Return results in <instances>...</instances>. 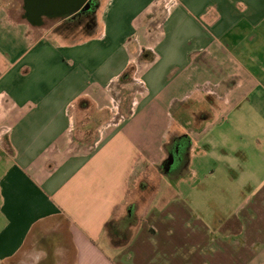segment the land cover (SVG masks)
Returning a JSON list of instances; mask_svg holds the SVG:
<instances>
[{"label": "crops", "instance_id": "1", "mask_svg": "<svg viewBox=\"0 0 264 264\" xmlns=\"http://www.w3.org/2000/svg\"><path fill=\"white\" fill-rule=\"evenodd\" d=\"M12 3L0 264H264V0H98L80 36Z\"/></svg>", "mask_w": 264, "mask_h": 264}, {"label": "water", "instance_id": "2", "mask_svg": "<svg viewBox=\"0 0 264 264\" xmlns=\"http://www.w3.org/2000/svg\"><path fill=\"white\" fill-rule=\"evenodd\" d=\"M24 5L27 17L39 23L42 17L69 18L90 3V0H26ZM177 154H169L168 164L176 167Z\"/></svg>", "mask_w": 264, "mask_h": 264}, {"label": "rangeland", "instance_id": "3", "mask_svg": "<svg viewBox=\"0 0 264 264\" xmlns=\"http://www.w3.org/2000/svg\"><path fill=\"white\" fill-rule=\"evenodd\" d=\"M7 1L8 0H0V16L1 17H3L5 14H8V10L6 8L7 5H5V4H7ZM18 1L21 2V0H12V2H13L12 5H14L15 10H16V8H19V13L22 14V13H24V10L22 8V5ZM2 5H4V6H2ZM90 17H92V16H90ZM72 19H73V17H69L66 20H59L58 18H54V17H49V18L48 17H42L41 18L42 23L41 24H39V23L35 24L34 23V24H32L33 27H31L30 29L32 31H34L36 33V35L41 33V32H44V30H47V29L49 31L50 30H54V31L66 30V29L72 28L73 23H70ZM91 24H92V22H91ZM0 26L3 27L1 20H0ZM10 26H12L14 28L8 27L7 25H5V29L6 30L15 29V30H21V31L23 30L21 27H20L21 28L20 29L19 27H16V25L14 26V24H12V23L10 24ZM84 32L85 31L79 32L80 33L79 36L83 35ZM79 38H81V37H79Z\"/></svg>", "mask_w": 264, "mask_h": 264}, {"label": "flooded vegetation", "instance_id": "4", "mask_svg": "<svg viewBox=\"0 0 264 264\" xmlns=\"http://www.w3.org/2000/svg\"><path fill=\"white\" fill-rule=\"evenodd\" d=\"M23 2L24 5L27 4L26 0H21ZM85 14V15H83ZM92 16V17H90ZM72 19V31L77 33L80 32L82 29H84L83 27V23L84 26L87 28L90 25L92 26V24L94 25L95 23V16H94V9L92 8V0H90V3L88 5H86L84 8H82L80 11H78L77 13H75ZM49 18V17H48ZM61 20V19H59ZM92 22V24H91ZM42 21L39 22V24H41ZM82 28V29H81Z\"/></svg>", "mask_w": 264, "mask_h": 264}, {"label": "trees", "instance_id": "5", "mask_svg": "<svg viewBox=\"0 0 264 264\" xmlns=\"http://www.w3.org/2000/svg\"><path fill=\"white\" fill-rule=\"evenodd\" d=\"M97 2H98L97 0H94V1L92 0V8H93L94 10H95V6H96ZM83 15H85V14H83ZM66 19H67V18H66ZM66 19H63V20H66ZM69 22H70V21H69ZM70 23H72V20H71ZM90 26H91V25H90ZM181 139L184 140V137H181L179 141L175 142V144L178 145V146H179V144L183 146V143H182L183 141H181ZM187 150H188V149H187ZM185 151H186V150H185ZM177 155H178V154H177ZM185 157H186V160H185V163H186V162H187V152H186V156H185ZM164 166H165V164H164Z\"/></svg>", "mask_w": 264, "mask_h": 264}]
</instances>
